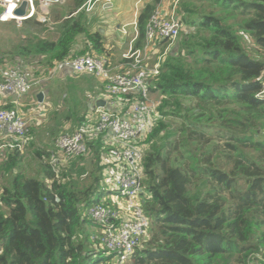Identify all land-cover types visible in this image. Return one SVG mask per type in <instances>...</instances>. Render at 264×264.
<instances>
[{"label": "trees", "instance_id": "1", "mask_svg": "<svg viewBox=\"0 0 264 264\" xmlns=\"http://www.w3.org/2000/svg\"><path fill=\"white\" fill-rule=\"evenodd\" d=\"M85 1L71 0L63 15L53 17L55 33L27 38L11 49L17 58L6 60L41 57L48 72L75 56L108 58L103 35L77 12ZM160 1L139 5L135 47L143 45L145 25ZM176 15L181 29L174 50L161 57L148 82L149 93L160 97L159 119L139 142L151 148L144 152L142 192L149 229L129 264H264V99L258 96L264 0H180ZM23 22L42 25L34 18ZM184 24L191 29L183 30ZM167 117L180 119L177 139L158 147L154 141L168 131ZM87 146L92 168L83 187L68 169L46 161V151H35L40 161L33 175L23 170L19 149L7 152L0 264H114L113 255L92 241L94 225L83 216L104 195L101 177L110 148L102 139ZM198 182L206 190L193 196L190 187Z\"/></svg>", "mask_w": 264, "mask_h": 264}, {"label": "built area", "instance_id": "2", "mask_svg": "<svg viewBox=\"0 0 264 264\" xmlns=\"http://www.w3.org/2000/svg\"><path fill=\"white\" fill-rule=\"evenodd\" d=\"M111 1L86 0L77 12L88 14L98 3ZM124 1L134 2L135 15L144 2ZM178 1L170 6H164L160 1L145 25L141 47L134 46L138 33L137 23L133 22L135 35L122 55L128 61V70L115 71L106 57L98 55L67 58L56 62L51 70V73L70 70L75 75H90L101 82V98L105 105L95 108L96 117L91 122H83L72 133L60 134L56 146L67 157L87 155L90 140L102 139L110 148L103 163L104 195L100 202L86 208L83 216L99 229L92 241L113 255L114 264H129L134 250L149 229V220L143 212L144 151L139 142L152 132L159 119L158 102L150 98L148 82L157 75L165 53L150 67L148 58L158 43L165 42L166 51L179 37ZM18 3L16 0V7ZM33 7L29 0L30 15L34 12ZM124 29L122 32L126 34ZM18 62L0 69V95L21 97L35 84L33 70ZM121 94H138L139 97L123 102L118 98ZM258 96L264 99V78ZM27 132L28 126L17 110L0 108V138L5 141L2 148L20 150L27 141Z\"/></svg>", "mask_w": 264, "mask_h": 264}, {"label": "rangeland", "instance_id": "3", "mask_svg": "<svg viewBox=\"0 0 264 264\" xmlns=\"http://www.w3.org/2000/svg\"><path fill=\"white\" fill-rule=\"evenodd\" d=\"M6 1L3 0L0 1V69L5 67L8 64H15L19 59H15L14 61H7L6 59H9L8 57L15 56V49H13V53H8V48L11 47L13 44V48L17 47L21 43H24V41L27 38L30 37H42L45 36H51L53 33H55L56 24L53 23V17L55 15H63L65 13L66 7L71 2V0H30L32 2V5L34 6V21H37V23L42 24L41 26L33 24L32 22L28 23H22V21H18L16 19H9L4 20V15L6 11ZM119 1V0H118ZM176 0H162V4L165 5H172ZM21 0H19L18 5L20 4ZM115 2V1H114ZM15 3V1H14ZM118 3V2H116ZM122 3H129V2H122ZM199 5V4H198ZM202 8L204 11H207L206 4L202 5ZM128 11H130V6H127L125 4L124 6V12L125 14H128ZM97 13V12H96ZM96 13L93 16H86L85 21L89 25H92V28H95V23H98L100 25H103L102 19L96 21ZM45 19V21H42ZM32 23V24H31ZM90 26V25H89ZM100 27V26H99ZM114 29V28H113ZM182 29H191L187 25L184 24ZM193 32V30H192ZM177 40L170 46L169 49L164 51L165 47H161L157 49V54H151L150 60L148 58L149 64L150 63H156V61L159 60L162 54L170 53L174 50L175 44ZM121 43V42H120ZM126 47V45H124ZM128 48V47H127ZM118 53L120 54L119 50L116 49ZM7 54H9L7 56ZM164 54V55H165ZM17 58V57H16ZM163 58V57H162ZM161 58V60H162ZM160 60V61H161ZM23 60L19 61L18 63L26 66L25 62H22ZM60 72V71H58ZM81 76V75H79ZM83 76V75H82ZM81 76V77H82ZM78 78V77H76ZM67 82L61 85H56L51 87L52 92H50L51 95V102L50 107H47L46 112H44L43 115H41V119L39 120L40 123L37 126L38 128H42L44 130L48 129L50 130V140L46 141L43 138H29L28 142L20 148V154L22 157H25L22 159L23 170H25L27 175H33L34 171L36 170V164L38 163L37 158L35 157V151H51L52 153H46L43 154L48 159H45L46 161L53 160V164H56L58 169L63 168L65 170L68 169V173L71 174L72 178L78 181V186L83 187L86 185L90 180L86 179V173L88 169L92 168V157L91 155L87 154L83 157H67L64 153L58 150L56 146V136L60 135L61 133L69 132V130H65L63 127V124H66V121H70L73 119L75 122L80 117V112L83 113L82 117L88 113L86 112V105L84 104L87 99L89 98L87 92L83 90V87L92 84V80L86 81L85 79H78L75 81L76 85L71 84V82H68L70 79L67 78ZM64 94V95H62ZM62 95V96H61ZM58 96V100H56V97ZM150 98L154 100L155 102L160 103V97L158 93H151ZM82 105V106H81ZM77 110H80L79 113ZM60 121V125H55L56 121ZM167 126L169 127L166 134H162L161 137L154 142L157 143L158 147L166 146L170 142L172 143L174 140L177 139L176 131L180 125V119L175 117H167L165 119ZM78 125L76 126V128ZM55 128V129H54ZM66 131V132H65ZM29 129L27 132V138L32 136L34 134L30 133ZM47 133V134H48ZM175 133V134H174ZM36 135H39V133H35ZM35 136V135H33ZM214 138H216L213 135ZM221 144H223L224 139H217ZM5 143L4 139L0 138V190L2 186L7 185V180L9 179L8 175L9 173H6L5 170L2 169V163L5 161L7 152H9V148H2L1 145ZM32 143H38L39 145H43L44 148L41 149L38 147V145H35V149L33 147ZM211 144H209L208 147H210ZM150 145L143 146V151H149ZM51 155V158L49 157ZM250 155H255L252 152H250ZM27 156H30L31 158H27ZM36 159H35V158ZM56 160V161H55ZM55 161V162H54ZM72 167H75L72 169ZM71 168V171L69 170ZM57 169V168H56ZM2 173V175H1ZM14 173H16V169L14 170ZM104 173V170H103ZM102 173V176H103ZM85 175V176H84ZM102 178V177H101ZM104 186L103 183L100 185V190L103 191ZM206 190V186L204 185V182H198L197 184L190 187V192L193 196H201ZM91 231L97 235L99 229L96 227H91ZM148 234V231L146 235L142 238L140 241V244L143 243V241L146 239Z\"/></svg>", "mask_w": 264, "mask_h": 264}, {"label": "crops", "instance_id": "4", "mask_svg": "<svg viewBox=\"0 0 264 264\" xmlns=\"http://www.w3.org/2000/svg\"><path fill=\"white\" fill-rule=\"evenodd\" d=\"M115 1V2H114ZM148 0H144L146 2ZM118 2V3H116ZM122 2H129V3H122ZM127 4V6H130V11H128V14H125L124 12V6ZM16 7L14 4V1H6V10L7 12L4 15V20L9 19H16L19 20L20 18L13 15L12 11ZM97 12V13H96ZM96 13V21L102 19L103 25H100L98 23H95V28H92V25H90L92 30H99L101 35L104 37V43L105 47L108 49V61L111 65V67L115 71L124 72L128 70V61L124 60L122 55L126 53L127 47L129 45L130 40L134 37V26L132 25L134 21H136V15H135V5L133 1H124V0H112L110 3H98L94 11L91 13H88L87 15L93 16ZM100 26V27H99ZM125 28L126 34L122 32V28ZM114 28V29H113ZM137 29V28H136ZM138 33V30H137ZM121 42V43H120ZM79 44V42L77 43ZM143 44V43H142ZM126 45V47H124ZM13 44L10 48H8V53L12 52ZM117 50H119V55L115 54L118 53ZM156 48L154 51H152L149 56L151 57V54H157ZM9 54H7L8 56ZM149 57V60H150ZM13 58H16V56ZM26 63V67H29L33 70V73L35 74V84L33 85L32 89L29 93H27L24 96L21 97H15L12 95H0V108L5 109H15L18 111V113L23 117L24 121L26 122L29 132L33 133L35 136H29L27 138V142L29 138H43L46 141H49L50 136V130L38 128L37 126L40 123L41 115L46 112V108L50 107L51 102V95L50 92H52L51 87L56 85H61L67 82V78L70 80L68 82H71V84L76 85L75 81L78 79H85L86 81L92 80V84L83 87V90L85 92L89 93V98L84 103L86 105V112L88 113L86 115H83L82 112H80L79 119H82L80 123H87L91 122L95 117V108H96V101L102 99V91H101V82L90 75H75L70 70H64L60 72H54L51 73V71H48L45 69V66L41 64V57H35V58H25L23 59ZM155 63H150L148 61V66H153ZM78 77V78H76ZM42 92L44 95V99L42 103H38L36 100V94ZM64 95V94H62ZM61 95V96H62ZM58 96L56 97V100H58ZM82 106V105H81ZM44 111V112H43ZM80 110H77L79 113ZM79 119L76 120V122L71 119L70 121H66V124H63L62 128H65V130H69V132L66 133H72L76 126H79ZM61 122L58 120L56 121L55 125H60ZM55 129V128H54ZM39 133V135H36L35 133ZM29 133V134H30ZM48 133V134H47ZM63 134V133H61ZM59 136V135H58ZM56 136V138L58 137ZM1 137V136H0ZM50 137V138H49ZM33 147L35 149V145L37 144L39 148L43 149V145H39L38 143H32ZM42 151V150H41ZM43 152V151H42ZM45 152V151H44ZM52 153L48 150L47 153ZM49 153V154H50ZM46 154V153H45ZM45 156V155H44ZM38 161L39 158L35 155ZM34 157V158H35ZM51 158V156H49ZM27 158H31L30 156H27ZM35 158V159H36ZM44 158V157H43ZM50 162V161H49ZM74 167H72L73 169ZM71 169V168H70Z\"/></svg>", "mask_w": 264, "mask_h": 264}, {"label": "water", "instance_id": "5", "mask_svg": "<svg viewBox=\"0 0 264 264\" xmlns=\"http://www.w3.org/2000/svg\"><path fill=\"white\" fill-rule=\"evenodd\" d=\"M29 5V0H21L20 4L13 9L12 13L14 16L20 18V20H24L25 17L29 14L27 8ZM44 99V95L42 92L36 94V100L38 103H42ZM96 107H103L105 105V101L100 99L95 103Z\"/></svg>", "mask_w": 264, "mask_h": 264}, {"label": "clouds", "instance_id": "6", "mask_svg": "<svg viewBox=\"0 0 264 264\" xmlns=\"http://www.w3.org/2000/svg\"><path fill=\"white\" fill-rule=\"evenodd\" d=\"M15 5H16V0H15V3H14ZM18 6V5H17ZM27 10H28V8H27ZM7 12V10L5 11V13ZM28 12H29V14L25 17V19L24 20H18V21H26L27 19H31V18H34V15H35V12H33L31 15H30V11L28 10ZM14 20V19H13Z\"/></svg>", "mask_w": 264, "mask_h": 264}, {"label": "bare ground", "instance_id": "7", "mask_svg": "<svg viewBox=\"0 0 264 264\" xmlns=\"http://www.w3.org/2000/svg\"><path fill=\"white\" fill-rule=\"evenodd\" d=\"M0 1H3V0H0ZM4 1H5V0H4ZM7 1H11V2H12V1H15V0H7ZM15 8H16V7H15ZM11 20H12V19H11Z\"/></svg>", "mask_w": 264, "mask_h": 264}]
</instances>
